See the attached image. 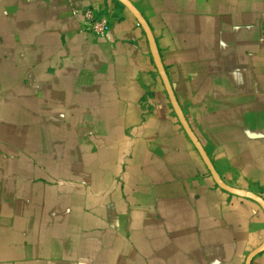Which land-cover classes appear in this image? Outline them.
<instances>
[{"label": "crops", "instance_id": "crops-1", "mask_svg": "<svg viewBox=\"0 0 264 264\" xmlns=\"http://www.w3.org/2000/svg\"><path fill=\"white\" fill-rule=\"evenodd\" d=\"M128 1L216 173L264 200V0ZM263 244L264 210L217 185L129 9L0 0V264H246Z\"/></svg>", "mask_w": 264, "mask_h": 264}, {"label": "water", "instance_id": "water-1", "mask_svg": "<svg viewBox=\"0 0 264 264\" xmlns=\"http://www.w3.org/2000/svg\"><path fill=\"white\" fill-rule=\"evenodd\" d=\"M119 2H121L127 9H129L131 11V13L136 17V19L138 20L139 24L142 26V28L144 29L147 37H148V40H149V43H150V47H151V51H152V55H153V58H154V61H155V64H156V67L159 71V74L164 82V85H165V88H166V91L169 95V98H170V101H171V104L176 112V115L178 116L183 128L185 129L187 135L189 136V138L191 139V141L193 142V144L195 145V147L197 148V150L199 151L200 155L202 156L204 162L206 163L210 173L212 174V176L214 177V180L216 181L217 185L233 194V195H237V196H240V197H244V198H247V199H251L255 202H257L261 207L262 209L264 210V200L254 194V193H251V192H244V191H240V190H237L235 188H232L228 185H226L222 179L220 178V176L216 173L211 161L209 160L208 156L206 155L204 149L202 148L201 144L199 143L197 137L195 136V134L193 133V131L191 130L189 124L187 123L185 117H184V114L182 112V109L180 108L179 104H178V101L175 97V94H174V91H173V88L169 82V79H168V76H167V73H166V70L163 66V63H162V60H161V57H160V54L158 52V49H157V46H156V42H155V39L152 35V32L150 30V27L149 25L147 24V22L144 20V18L140 15V13L137 11V9L132 5V3L128 0H118ZM264 251V244L258 248L257 250H255L254 252H252L249 257L247 258V261H246V264H252V261L253 259L259 255L260 253H262Z\"/></svg>", "mask_w": 264, "mask_h": 264}, {"label": "built area", "instance_id": "built-area-1", "mask_svg": "<svg viewBox=\"0 0 264 264\" xmlns=\"http://www.w3.org/2000/svg\"><path fill=\"white\" fill-rule=\"evenodd\" d=\"M82 17V30L97 38H104L111 28V18L106 9L90 7L82 11H75Z\"/></svg>", "mask_w": 264, "mask_h": 264}]
</instances>
